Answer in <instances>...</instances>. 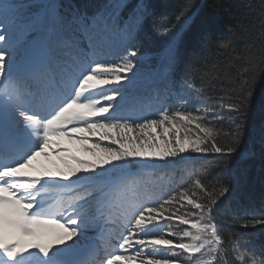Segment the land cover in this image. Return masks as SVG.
<instances>
[{"label":"snow or ice","instance_id":"snow-or-ice-1","mask_svg":"<svg viewBox=\"0 0 264 264\" xmlns=\"http://www.w3.org/2000/svg\"><path fill=\"white\" fill-rule=\"evenodd\" d=\"M194 7L185 0L163 32L191 28ZM210 7L226 10L218 0ZM251 12L245 5L241 15ZM152 15L150 0H0V264H264L246 262L240 241L219 230L215 212L231 194L226 176L134 189L140 174L193 154L226 168L244 158L264 78V4L259 26L257 17L229 25L228 42L194 33L204 50H225L224 60L186 65L172 80L177 90L146 109L137 40ZM182 62L173 39L163 50L164 78ZM259 132L264 144V105ZM65 137L84 154L62 144ZM52 156V167L35 163Z\"/></svg>","mask_w":264,"mask_h":264},{"label":"trees","instance_id":"trees-1","mask_svg":"<svg viewBox=\"0 0 264 264\" xmlns=\"http://www.w3.org/2000/svg\"><path fill=\"white\" fill-rule=\"evenodd\" d=\"M150 2L153 4V15L147 21L146 33H141L137 40V43L142 44L145 52L144 62L139 68L141 75L138 87L141 103L146 109L157 106L160 100L169 94V89L173 92L177 90L173 87L172 80H180L186 65L199 69L206 62L211 64L224 60V56L227 55L225 50H218L216 47L204 50L202 41L193 39L194 33L197 36L210 35L213 40L220 38L228 42L233 39L229 25H234L238 21L247 24L253 17H257L255 22L257 27L259 26L258 13L261 5L264 4V0H218L226 6V10L213 11L210 5L214 0H194L195 7L192 11L195 16L191 21V28L186 30L177 25L176 29L165 34L163 29L173 23L175 14L184 5L185 0H150ZM245 5L251 6V14L241 15ZM173 39L179 44L183 62L179 74L171 79H165L162 70L163 50ZM114 41L115 45L120 44L119 37L114 38ZM193 82L199 87L198 78ZM262 105H264V78L256 85L253 109L249 114L248 130L242 145L243 159L234 157L233 162L226 168L218 158L193 154L190 161L177 162L170 168L149 170L140 174L136 177L137 182L134 186L136 191L142 192L163 185L177 189L178 186L187 187L191 178H194L192 174L204 173L211 181L226 176L231 194L222 198L223 202L219 204L215 216L222 236L226 238L228 234H233L240 241V251L244 253L246 262L253 256L258 261L264 259V226L245 228L239 223L253 218L264 219V144L261 142L259 132ZM230 125L229 114L225 113L223 127L228 130ZM70 148L75 149L78 155L84 154L78 153L80 152L78 141H74ZM131 194V192L125 193V195ZM95 235L94 230L87 233L89 238H94ZM87 246L88 240L83 241L82 247Z\"/></svg>","mask_w":264,"mask_h":264},{"label":"rangeland","instance_id":"rangeland-1","mask_svg":"<svg viewBox=\"0 0 264 264\" xmlns=\"http://www.w3.org/2000/svg\"><path fill=\"white\" fill-rule=\"evenodd\" d=\"M61 143L62 144H65L66 146H68L69 148L71 147V145L74 144V140H70L69 138H61ZM71 149V148H70ZM74 152H76L77 154V151L75 149H72ZM78 151H79V148H78ZM78 153H82V152H78ZM56 157L55 156H52L51 157V160L49 159H46L45 157H39L38 160L35 162L37 164V166H42L43 167H48V164L50 163V167H52V163L51 161L55 160Z\"/></svg>","mask_w":264,"mask_h":264}]
</instances>
